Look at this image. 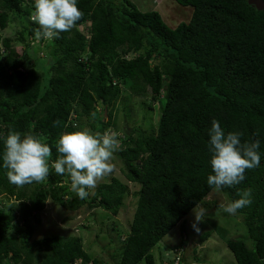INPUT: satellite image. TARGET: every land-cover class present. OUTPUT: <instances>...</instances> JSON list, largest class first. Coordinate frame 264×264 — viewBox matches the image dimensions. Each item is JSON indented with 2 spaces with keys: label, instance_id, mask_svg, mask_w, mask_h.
Listing matches in <instances>:
<instances>
[{
  "label": "trees",
  "instance_id": "obj_1",
  "mask_svg": "<svg viewBox=\"0 0 264 264\" xmlns=\"http://www.w3.org/2000/svg\"><path fill=\"white\" fill-rule=\"evenodd\" d=\"M171 1L194 8L189 23L172 28L158 11H141L130 0H78L80 20L58 39L38 40L33 21L21 26L22 56L0 33V136L9 129L37 136L52 149L51 164L60 134L84 130L83 120L93 122V134L113 128L122 86L161 105L155 129L119 137L125 180L139 186L120 264H155L151 252L172 230L180 225L187 236L186 218L215 191L206 183L213 120L225 132L242 133V142L258 139L260 166L219 191L234 201L251 189V204L237 213L253 247L243 240L228 247L237 264H264V10L248 0ZM24 2L0 0V31L22 13L30 15ZM87 23V31L79 29ZM5 171L0 168V264H100L80 237L32 240L35 227L49 200L117 216L128 185L114 177L80 199L68 176L51 167L44 181L24 186L10 184ZM208 238L210 233L201 241Z\"/></svg>",
  "mask_w": 264,
  "mask_h": 264
},
{
  "label": "rangeland",
  "instance_id": "obj_2",
  "mask_svg": "<svg viewBox=\"0 0 264 264\" xmlns=\"http://www.w3.org/2000/svg\"><path fill=\"white\" fill-rule=\"evenodd\" d=\"M141 11H158L165 22L172 28L179 23L190 21L194 12L193 7L180 8L175 2L170 0H130ZM23 11L32 12L31 0H25ZM31 15V13H30ZM30 15L22 13L19 19L9 22L8 28L0 31L3 38L8 37L11 43L15 45L18 56L23 55L25 50L19 43L18 35L21 26H26L30 20ZM90 23L80 26V30H88ZM35 43V42H34ZM38 45V43H35ZM44 47L41 48V57H45ZM129 58L133 56H128ZM34 63L30 61L29 65ZM30 67V66H28ZM164 103V102H163ZM160 104L152 101L151 96H136L129 91L128 86H122V96L116 104L114 111L113 130L122 134L133 133L138 129L151 132L157 127L160 116ZM152 107V108H151ZM100 116L108 122V113L102 107H99ZM77 123V122H76ZM83 129L92 132L91 123L83 120ZM78 124V123H77ZM123 134V135H125ZM122 135V136H123ZM136 133L134 136L136 137ZM110 163L113 166L111 173L103 176L94 189L95 195L97 188L101 184L111 183L112 178L121 179L129 187V195L125 200L124 207L120 209L117 216H113L102 209L89 210L82 207L79 210H72L49 200L46 209L41 213V224L36 225L32 240L43 239L48 236L60 235L66 239L71 237H80L84 250L92 259H97L100 264H120L121 250L125 245L127 235L130 232L131 223L134 218L139 191V186L128 183L125 180L122 170L125 168L124 160L121 158L120 148L114 153ZM230 200L219 190L213 191L205 202L203 207L208 209L205 220L199 223V232L191 227L194 222L193 212L186 218L185 224L187 236L182 234L180 225L172 230L151 252L155 259V264H237L234 253L229 249V241H247L250 248L253 247L249 240L248 231L244 225L243 216L228 215L223 213L219 206ZM6 202V198L4 200ZM65 202H71V197L66 196ZM210 233V238L205 242L201 239L204 234ZM181 246V249L178 247ZM179 250V254L176 252ZM174 256L175 258L174 261ZM35 264H39L35 261ZM78 263H81L78 261ZM140 264H146L145 261Z\"/></svg>",
  "mask_w": 264,
  "mask_h": 264
},
{
  "label": "clouds",
  "instance_id": "obj_3",
  "mask_svg": "<svg viewBox=\"0 0 264 264\" xmlns=\"http://www.w3.org/2000/svg\"><path fill=\"white\" fill-rule=\"evenodd\" d=\"M77 4L78 0H32L30 20L38 25L35 29L37 39L51 41L58 39L61 33L70 31L82 16ZM121 135V132L113 129L94 134L87 129L63 132L55 144L58 155L50 164L52 149L48 144L31 133L9 129L6 136H0V168L6 170L10 184L24 186L44 181L51 167L58 175L66 174L71 190L80 199H85L94 194L98 181L112 172L110 161L120 148ZM207 135L211 172L207 175L206 183L213 190L239 185L245 179L247 169L260 166L258 139L242 142V133L225 132L217 120L212 121ZM238 195L239 199L221 204L220 210L231 216L251 204V189L238 192ZM192 212L194 222L191 227L199 232L198 225L207 217L208 209L197 203Z\"/></svg>",
  "mask_w": 264,
  "mask_h": 264
},
{
  "label": "water",
  "instance_id": "obj_4",
  "mask_svg": "<svg viewBox=\"0 0 264 264\" xmlns=\"http://www.w3.org/2000/svg\"><path fill=\"white\" fill-rule=\"evenodd\" d=\"M249 4L255 7L259 11L264 10V1L263 0H248Z\"/></svg>",
  "mask_w": 264,
  "mask_h": 264
},
{
  "label": "built area",
  "instance_id": "obj_5",
  "mask_svg": "<svg viewBox=\"0 0 264 264\" xmlns=\"http://www.w3.org/2000/svg\"><path fill=\"white\" fill-rule=\"evenodd\" d=\"M176 252L178 253L179 252V250H176ZM179 254V253H178ZM177 264H179V263H177Z\"/></svg>",
  "mask_w": 264,
  "mask_h": 264
},
{
  "label": "crops",
  "instance_id": "obj_6",
  "mask_svg": "<svg viewBox=\"0 0 264 264\" xmlns=\"http://www.w3.org/2000/svg\"><path fill=\"white\" fill-rule=\"evenodd\" d=\"M152 11V10H151Z\"/></svg>",
  "mask_w": 264,
  "mask_h": 264
}]
</instances>
